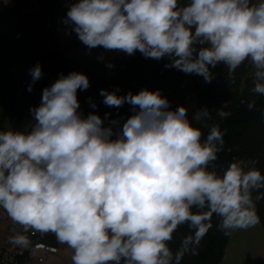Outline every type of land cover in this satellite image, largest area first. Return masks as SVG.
<instances>
[{
    "label": "clouds",
    "instance_id": "clouds-1",
    "mask_svg": "<svg viewBox=\"0 0 264 264\" xmlns=\"http://www.w3.org/2000/svg\"><path fill=\"white\" fill-rule=\"evenodd\" d=\"M63 23L89 49L167 56L165 67L207 83L210 66L224 64L233 78L248 61L256 69L251 91L264 95V0H77ZM29 73L34 84L41 65ZM89 87L86 74H61L30 109V131H0V209L25 231L54 233L72 249V264H181L185 254H199L213 215L225 231L260 223L264 172L255 161L232 162L222 174L210 170L224 134L213 124L204 137L193 125L211 119L207 108L189 120L160 90L103 89L105 105L129 104L133 112L105 126L111 113L78 111L77 92ZM185 224L191 234L173 253L169 242ZM11 239L29 243L23 234Z\"/></svg>",
    "mask_w": 264,
    "mask_h": 264
},
{
    "label": "trees",
    "instance_id": "trees-1",
    "mask_svg": "<svg viewBox=\"0 0 264 264\" xmlns=\"http://www.w3.org/2000/svg\"><path fill=\"white\" fill-rule=\"evenodd\" d=\"M75 2L77 0H12L0 11V100L13 130L30 131L34 123L30 109L40 105L44 88L50 87L61 74L66 76L75 71L86 74L90 81L87 90L77 92L81 105L78 111L83 116L96 113L103 118L111 113L105 126L110 120L126 122L133 114L132 106L105 105L101 90L119 89L118 95L130 91L136 94L142 89L160 90L170 101L171 110L180 106L187 109L189 120L197 110L210 111L211 119L192 121L195 127L201 128L204 137L211 125H219L224 143L217 159L209 165L210 170L222 174L232 162L255 161V166L264 172V102L262 95L251 91L256 69L250 62L245 61L233 78H228L224 64L210 66L214 79L207 83L202 76L165 67L171 63L167 56L157 60L146 58L139 51L133 55L112 56L103 47L89 49L85 45L81 56H67L57 43L50 47L44 40L40 41L45 34L43 24L63 22ZM109 63L113 67L109 68ZM37 64L41 65L43 75L33 84L29 70ZM30 84L31 91L28 90ZM253 101L255 107L250 110L248 105ZM220 110L228 115L219 117ZM256 206L264 228V199ZM211 222L213 226L202 239L199 254H185L181 264H222L229 231L219 228L220 217L213 215ZM189 234L187 224L177 229L169 242L173 253L180 248L182 238ZM41 239L48 243L46 238ZM255 264H264V257Z\"/></svg>",
    "mask_w": 264,
    "mask_h": 264
},
{
    "label": "crops",
    "instance_id": "crops-1",
    "mask_svg": "<svg viewBox=\"0 0 264 264\" xmlns=\"http://www.w3.org/2000/svg\"><path fill=\"white\" fill-rule=\"evenodd\" d=\"M11 1L12 0H0V11ZM181 2L183 4H186L188 3V0H181ZM62 23L63 22L58 23L56 27L58 28ZM56 39L57 38H55L54 41L57 43L58 41ZM69 53L70 54H67V56H81L83 54V45L82 47L78 46L77 49ZM108 53L112 56L127 55V53L119 50H108ZM262 98L264 102V95H262ZM10 129L13 130L0 100V131H7ZM4 236L5 228L0 227V248L3 244ZM41 237L46 238L48 244L59 248V254L50 257V264H72V249H70L66 244L60 243L54 233H42ZM263 257L264 228L261 222L246 229H235L229 231L228 242L223 254L222 264H255L259 259ZM52 259L55 260V263L52 262Z\"/></svg>",
    "mask_w": 264,
    "mask_h": 264
},
{
    "label": "built area",
    "instance_id": "built-area-1",
    "mask_svg": "<svg viewBox=\"0 0 264 264\" xmlns=\"http://www.w3.org/2000/svg\"><path fill=\"white\" fill-rule=\"evenodd\" d=\"M0 227L5 228L0 264H50V257L59 254V248L41 239L42 232L31 229L25 231L24 226L14 222L4 209H0ZM17 234L28 237L26 247L12 242L11 238Z\"/></svg>",
    "mask_w": 264,
    "mask_h": 264
},
{
    "label": "rangeland",
    "instance_id": "rangeland-1",
    "mask_svg": "<svg viewBox=\"0 0 264 264\" xmlns=\"http://www.w3.org/2000/svg\"><path fill=\"white\" fill-rule=\"evenodd\" d=\"M61 23V22H60ZM45 27V34L43 36V39L48 46H53L56 42L54 41L55 38L58 41L57 45L58 47L64 51V53L70 54L69 52L74 51L75 49L79 47L84 46V44L78 39L77 35L72 32L71 34H68L67 26L62 23L58 28L56 25H48L43 24ZM74 49V50H73ZM81 50V49H80ZM52 262L55 263V260L52 259Z\"/></svg>",
    "mask_w": 264,
    "mask_h": 264
}]
</instances>
